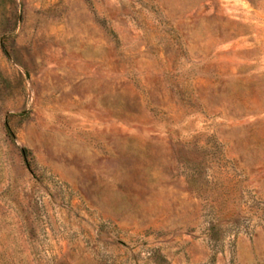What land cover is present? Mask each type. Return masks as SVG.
Wrapping results in <instances>:
<instances>
[{
    "label": "rangeland",
    "instance_id": "374dc122",
    "mask_svg": "<svg viewBox=\"0 0 264 264\" xmlns=\"http://www.w3.org/2000/svg\"><path fill=\"white\" fill-rule=\"evenodd\" d=\"M0 264H264V0H0Z\"/></svg>",
    "mask_w": 264,
    "mask_h": 264
},
{
    "label": "trees",
    "instance_id": "16d2710c",
    "mask_svg": "<svg viewBox=\"0 0 264 264\" xmlns=\"http://www.w3.org/2000/svg\"><path fill=\"white\" fill-rule=\"evenodd\" d=\"M23 155L26 157L27 156V152L26 150L23 151Z\"/></svg>",
    "mask_w": 264,
    "mask_h": 264
}]
</instances>
